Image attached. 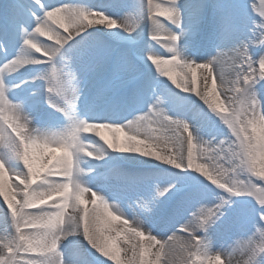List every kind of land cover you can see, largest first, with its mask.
Masks as SVG:
<instances>
[{
	"label": "snow or ice",
	"instance_id": "1",
	"mask_svg": "<svg viewBox=\"0 0 264 264\" xmlns=\"http://www.w3.org/2000/svg\"><path fill=\"white\" fill-rule=\"evenodd\" d=\"M253 7L264 18V2ZM94 16L99 19H90ZM160 17H166L165 23L172 25L165 38L171 58L158 55L149 46L145 53L147 60L159 72L171 77L177 88L189 93V98L195 96L202 100L221 118L231 137L218 143L200 139L196 124L170 116L161 106L159 97L147 112L123 124L99 119L103 115L100 105L109 98L121 91L138 98L151 84L149 77L141 79L137 75L138 62L147 63L139 52L117 51L104 40L88 39L91 35L88 29L95 25L119 27L131 34L139 27V21H133V12H126L118 19L82 5L10 0L8 13L0 16V41L7 40L10 34L19 30L22 47L16 56H10L5 48V57L0 64V177L7 170L17 183L14 194L10 195L0 182V201L10 220L6 234L0 236V264H90L82 252L72 253L70 259H65L64 241L69 236L78 235L85 237L89 245L106 258L101 264H107L108 259L115 264H205V260L207 264H213V260L215 264H223V250H210V229L223 220L233 195L255 199L251 213L241 210L240 227L247 232L250 223L254 229L251 233L254 235L258 231L264 238V173L259 172L256 166L258 155L264 151V108L256 90V85L264 80V54L257 58L250 49L251 44H264V38L257 41L242 37L236 7L228 0H168L166 8L155 0H147L151 41L161 40L157 34L164 28ZM29 24L33 25L31 30ZM260 27L264 28V20ZM261 37H264V32ZM197 46L214 48L215 54L209 52L200 60L185 55L186 47ZM33 50L41 55H27ZM58 55L67 56L71 63L58 67ZM226 55L234 73V79L228 82L231 85L228 91L233 95L225 94L222 100L220 95L225 91V80L219 65ZM178 59L183 60L182 67L192 73L190 80L177 82L172 71H165L163 66H171ZM29 63L50 66L49 70L40 72L31 80L43 79L46 82L47 104L68 119V124L61 130L34 127L24 102L13 103L9 99L11 89L26 83L22 80L10 84L9 75ZM201 68L207 71V76L204 77L203 89L197 90L193 85L197 82L196 71ZM218 79L221 84L219 92ZM85 81L95 90L88 107V116L95 119L81 118L77 114L76 106L84 92L82 85ZM32 110L39 114L41 122L51 115L41 111L39 102ZM206 114L201 109L198 115ZM145 122L149 126L161 123L172 134L161 140L142 133ZM114 126L116 130L128 128L135 134L127 135L123 143L109 140L102 130ZM88 133L102 137L112 150L139 153L177 168L194 169L209 182L206 187L210 191H214L212 185H215L230 195H217L215 202L210 204L200 202L176 221L185 202L191 198L182 197L170 204L172 195L179 191L175 183L158 188L157 195L151 197L139 195L142 189L135 182L119 188L109 186L114 198L139 202V209L131 217L135 228L125 231L137 237H143L144 231L148 233L146 241L125 249L128 256L125 261L120 258V249L116 246L120 233L112 236L108 228L109 217L117 220L126 214L113 204L112 207L120 213V216H115L110 211L104 191L88 186L81 179L85 171L80 166L83 156L102 159L106 155L103 151L89 149L83 140V135ZM142 134H145V139L139 138ZM198 151L199 158L207 163L196 162ZM12 159L22 164V169L13 167ZM241 173L247 175L241 179ZM86 193L90 199L85 198ZM204 198L206 193L201 194V200ZM70 203L73 212H68ZM89 203L93 205L91 209ZM176 222H179V228L175 227ZM146 224L159 226V231L154 232ZM177 232L181 235L177 236ZM223 254L228 257L227 264H232V254ZM243 254L247 257L245 264H264V239L258 243L249 240L243 247Z\"/></svg>",
	"mask_w": 264,
	"mask_h": 264
},
{
	"label": "bare ground",
	"instance_id": "2",
	"mask_svg": "<svg viewBox=\"0 0 264 264\" xmlns=\"http://www.w3.org/2000/svg\"><path fill=\"white\" fill-rule=\"evenodd\" d=\"M51 1L54 0H44L45 4H51ZM82 2H90V0H79ZM121 4H113L110 7L105 8L102 10L103 12H106L109 16L121 18L125 15L126 12H133V21H139V27L135 29L134 32L131 34L127 31L116 27V28H109L107 26L102 25H95L94 28H89L88 32L91 34L88 36L89 40H96L101 39L105 42L112 45L117 51L122 50H132L139 52L142 56H144V60L147 61V63L144 62H138L139 67H142L146 73L144 74L141 79L144 77H149L151 79V84L149 87L146 88L143 95L138 98H133L130 93L126 91H121L120 93L116 94L115 102L111 104L106 109V112L103 113L106 116H108L109 121H112L115 118H120V121L116 123L123 124L126 121L132 120L136 115H141L144 112H147L149 110V106L151 103L159 97L162 100V107L166 109L167 113L170 116L176 117L171 113L169 110V106L177 104L178 102H185V108H189L191 106H194L193 109L190 110L191 115L197 116L196 118V126L199 129L198 136L200 139L205 141H211L213 143H218L220 140H225L226 138L231 137V132L228 129V127L223 123L221 118L217 116L202 100H200L198 97L192 96L189 98V93L183 92L184 95H186L188 98H181L176 94V92L171 90L172 82L171 77L165 76L162 72H159L154 65H151V61L147 60V56L145 53L148 50V47L151 46L153 50L157 52L158 55L170 59L171 53L169 51V47L167 46L166 36L168 34L167 29L169 27H172V25H169V23H165L167 18L166 17H160L161 23L164 24V28L161 29L160 32L157 34L161 37V40L159 42L151 41L149 38V30L151 28V22L147 18V0H121ZM2 0H0V6H1ZM156 3L161 4L162 8L168 7V0H155ZM78 5V4H76ZM83 6V5H82ZM87 7V6H85ZM10 8V1L7 0L6 7L3 15H6ZM89 8V7H87ZM242 11H238V16L240 18L241 27H242V37L246 36V38H250L253 40L251 35L250 29L253 27V14H251V11H249V7L246 6L242 8ZM247 10V11H246ZM36 11L39 13L40 9L39 6H37ZM90 19L98 20L99 17H90ZM55 23V22H53ZM59 26V25H58ZM33 25L29 24L28 28L31 30ZM70 30V29H69ZM263 30V28H262ZM264 31V30H263ZM84 35V34H82ZM257 36V34H255ZM48 38V37H47ZM262 45V44H261ZM255 46V44L250 45V49L257 48L258 51L261 54H264V45L263 46ZM3 46H5L3 48ZM22 47V38L21 33L19 30L15 34H10L9 38L4 41H0V64L3 63V58L5 56L4 49H8V54L11 56H16L19 54V51ZM194 47H191V49ZM198 52L196 54H192L191 51H189V47L185 48V55L191 57L192 59L200 60L205 58L209 52L211 54H215L214 48H204L199 47ZM27 55H30V53H27ZM56 63L58 67H62L65 63H71L70 58L67 56H60L58 55L56 57ZM31 63L24 65L21 67L18 71L14 73L16 76H21L26 69L30 68ZM151 65V67H149ZM183 60H177L176 63L170 66L171 71L176 75L177 82L183 81V80H190L192 77V73L182 67ZM169 67V66H163ZM50 66L46 67L45 69L35 72L34 74L30 76H36L40 72L49 70ZM219 70H221L224 74V80L225 83L223 85L225 91L221 93L220 98L223 100L225 94L228 96H232L233 93L231 91H228V89L231 87L229 81L234 79V73L231 69V61L228 57V55L224 56L221 59ZM141 71L139 70L138 73ZM137 73V75H138ZM26 77H29L28 75H24ZM207 76V71L204 69H197L196 71V84L193 86L197 88V90H201L204 87V77ZM46 84V82H45ZM84 87V92L81 95L80 100L83 98V95L87 90L90 89L91 85L87 84L85 81L82 85ZM208 86H211V81L209 80ZM262 86V87H261ZM21 87V86H20ZM19 87V88H20ZM15 88V89H19ZM221 88V84L219 79L217 80V91L219 92ZM45 91H47L46 85L44 87ZM257 90V96L260 101V104L262 108H264V80L260 82V85L256 87ZM10 92V91H9ZM127 93L128 96V102L127 106L124 108V111L122 113L117 112L118 105L120 101L123 98L124 93ZM9 95V93H8ZM94 97V93L92 95ZM113 97V96H112ZM9 99L13 103H19L24 101H17L15 102L10 96ZM80 100L77 102V114L81 118H89L91 119V116H88L87 109L89 107V104L87 107H82L80 105ZM144 104V107H139V105ZM99 103V102H97ZM105 103V102H104ZM103 103V104H104ZM118 103V105H117ZM174 103V104H172ZM101 104L100 107L103 105ZM46 111L50 112L51 115L47 120H45L41 125H36L33 122V114L35 111L32 110V108H26L25 111L28 115L32 118V125L36 128H48L50 130H61L68 124V119L65 117L63 113H60L65 118L64 122H59L56 119L52 118V111L50 110V106L46 104ZM201 109H204V111L207 113L206 115H198L201 113ZM55 110V109H54ZM153 120L156 119V117H152ZM104 133V136H106L109 140L113 141H119L123 143L126 140L127 135H134L135 133L130 132L128 128L121 127L120 130H116L115 126L113 128H105L102 130ZM142 133H145L147 135H152L155 137L161 138L163 140L166 136H170L172 133L161 124V123H152L150 126L147 122L143 125L141 129ZM226 133L225 136L222 134ZM145 134H142L139 138L145 139ZM84 142L89 146V149L96 150L97 152H105L106 155L103 156L102 159H95V158H89L87 156H83L81 159V167L85 169L84 173L81 176V179L83 182H85L88 186L104 191L105 195L109 199V206L110 211L113 212L115 216H120V213L116 211V208L112 207L113 204L118 203L119 208L121 207L122 210L125 212V216H122L120 219L113 220L109 217V223L110 227L108 228V232L112 236H117L118 233H120L119 239L116 241V246L120 249V258L123 260H127L128 256L125 255V249H130L132 244H136L138 242L146 241L148 238L147 231H144L143 229H139L141 231H144L143 237H137L134 233L130 231H125V229L131 230L135 228V224L132 220V216L135 214V212L139 209V202H137L135 199H132L130 201H122L121 199L114 198L110 192L111 189L106 188L109 186L108 184L104 187V180L103 175L97 176V177H91L90 173L99 171V170H107L110 167H112L110 170H108V177L112 176L115 179V173L124 166L127 165H133V166H141V165H162L163 167L172 169V170H178L182 172H178L177 174L171 173L169 175H164L163 177L167 176L166 180H169L171 184L175 183L176 188L179 190L175 192L172 195V203H174L176 200L181 199L182 197H190L191 199L187 200L185 202V206L182 210V214L178 215L176 217V221H180L183 217V215H186L188 213V210L190 208L195 207L198 202L196 198V195L201 198L202 193H206V198H216L217 195H221L222 192H225L226 190H221L218 188V186L212 185V189L214 191H210L206 185L209 184V182L206 180L205 177L198 171L194 169H185V168H177L174 165L168 164L166 161H160L154 157H146L139 153H127V152H120L118 150H112L108 148L106 145V141L103 140L102 137H99L95 133H88L83 135ZM171 147V145H169ZM200 146L198 145V148ZM211 155V153H209ZM87 157V158H86ZM197 163H207L205 159L199 158V151L197 152ZM92 163L95 165V168L92 170H88L85 167V164ZM11 164L15 168L22 169V165L18 163L15 159L11 160ZM227 167V165H225ZM184 170H186V173H183ZM190 173V174H189ZM10 172L5 171L3 176L0 177V182L3 183L6 190L9 191V194H14L13 190L15 187V181L8 180ZM13 174L10 176L12 177ZM247 175V173H241L240 177H244ZM198 178V179H197ZM113 179V182L115 184L113 185L114 188H119L122 185L129 184L126 181L122 182V179ZM197 180V181H195ZM160 181H164L161 179ZM38 183L40 181H37ZM157 186L166 187L167 185L165 183H150L145 188H141L142 191L139 193V195L143 197H151V195L155 196L157 195ZM230 195V194H227ZM2 196V194H0ZM234 196V195H233ZM248 200L254 201V204H256L255 199L251 196H245ZM86 199H90L89 194H85ZM205 199V198H204ZM57 202L58 199H57ZM99 202V201H98ZM208 203L207 201H205ZM171 204V203H170ZM83 207V205H81ZM88 207L91 209L93 205L91 203L88 204ZM247 210L249 213H251V208H242V206L237 205L235 203H230L226 206V213L225 217L221 222H219L216 226H214L212 229H210V238H211V244H210V250L211 251H220L223 250L221 259L223 261V264H227L228 257L224 255L223 253L230 252L232 264H241L243 260H246V256L243 254V247L247 245L249 240H252L254 242V238H252L250 234L251 231V224L249 223V229L247 232L242 231L238 227V221L240 220V212L241 210ZM74 209L71 206V203L69 204L68 212H73ZM5 212V211H4ZM6 215V212H5ZM125 221H127V224H125ZM10 223L7 219V215L5 218L0 219V236L5 235V229L7 224ZM146 227L151 228V224H146ZM171 225H169L170 227ZM175 227H180L179 222L175 223ZM154 232L159 231V226L152 229ZM254 231V229H252ZM257 232V231H256ZM181 234H177L179 236ZM131 241V244L129 243ZM63 247L65 248V259H70L72 253L76 252H82L84 256L87 257L90 264H101V261H104L106 258L103 257L101 254H99L94 248H92L88 241L83 237L82 235L78 236H69L67 240L64 241ZM131 252L129 251V255ZM182 255H187V253H182ZM107 264H115V262L111 261L110 259L107 260ZM205 264H207V261L205 260ZM213 264H215V261L213 260Z\"/></svg>",
	"mask_w": 264,
	"mask_h": 264
},
{
	"label": "rangeland",
	"instance_id": "3",
	"mask_svg": "<svg viewBox=\"0 0 264 264\" xmlns=\"http://www.w3.org/2000/svg\"><path fill=\"white\" fill-rule=\"evenodd\" d=\"M71 1L72 0H60L59 2H56V3H64V4L67 3V4H70ZM119 1L120 0H90V2H84V3L78 2V4H81L83 6H87L90 9H95V10L102 11L105 8L112 6L113 4H116V3L121 4V3H119ZM228 2L233 4L236 7V10H238V11H242L241 7L244 8V7L248 6L250 8L249 11H251V14H253V23L254 24H253V27L250 29L251 35L254 34V36H252L253 37L252 39L259 41L260 39L264 38V37H261V33L264 32L263 31L264 28L262 30V28L260 27V23H261L262 20H264V18H262L259 15V13L255 10V8L253 7V5L259 6L260 4H262V2H264V0H228ZM255 34H257V36H255ZM243 38H246V36H244ZM246 39L251 40L250 38H246ZM260 45L261 44H259V43L255 44V46H257V47H259ZM263 45L264 44H262L261 46H263ZM190 48L191 47H189V49H188L189 51L191 50ZM251 51L255 54V56L257 58L260 55H262L261 53L260 54L257 53V48H255V47ZM167 68L168 67H166V69ZM139 70H141V72L144 71V69L142 67H139L138 71ZM258 84L256 86H258ZM171 89H172V87H171ZM87 112H88V109H87ZM181 112H185V110L182 109ZM191 116L193 117V114ZM91 119H95V118L93 117ZM99 119L106 120V119H108V116H106V115L105 116H101V117H99ZM112 121H120V118H115V120L113 119ZM222 135L225 136L226 133H224ZM178 172H182V171L172 170V169L163 167L162 165H141V166L127 165V166L121 167L115 173L114 176H115V179H122V182H125V181L127 183L135 182L141 188H143V187L146 188L148 186V184H150L152 182L153 183L158 182L159 184L162 182V183H165L168 186L170 184V182H169V180H166L167 176L166 177H163V176L164 175H169L171 173L177 174ZM183 173H186V172H183ZM11 174L12 173L9 174L8 180L13 181L12 177L14 175L11 177L10 176ZM112 176H110L108 179H106V181L110 180L111 185H114L115 182H113L114 178ZM240 178L243 179L244 177L242 176ZM161 179H163L164 181H160ZM195 181H197V180H195ZM104 185H105V183H104ZM161 187L162 186H157L156 188L158 189V188H161ZM221 195H227V193L225 194V192H222ZM196 198L200 199V200H197L198 203L207 201L210 204L212 202H215V198H209L208 197V199L205 198V199L201 200V198L199 196H197V195H196ZM232 203L240 205V206H242V208H251L252 209L255 206L254 201H251V200L247 201V198L245 196H237V195L232 196ZM115 205H119V204L116 203ZM4 209H5V206H4L3 202L0 201V211H4ZM120 209L122 210L121 207H120ZM2 216L3 217H1V218H5L6 215L3 213ZM8 221H10V220L8 219ZM238 227L241 230L240 220L238 221ZM252 231L253 230L251 229L249 235H251L252 238H254V242L258 243V242H260L261 239H264V238H262L260 236L258 231L255 232L254 235L251 233Z\"/></svg>",
	"mask_w": 264,
	"mask_h": 264
},
{
	"label": "clouds",
	"instance_id": "4",
	"mask_svg": "<svg viewBox=\"0 0 264 264\" xmlns=\"http://www.w3.org/2000/svg\"><path fill=\"white\" fill-rule=\"evenodd\" d=\"M165 71H171L170 65L167 69H165ZM256 166H257L259 172L264 173V151H262L258 155V157L256 159ZM241 264H245V260H243L241 262Z\"/></svg>",
	"mask_w": 264,
	"mask_h": 264
}]
</instances>
